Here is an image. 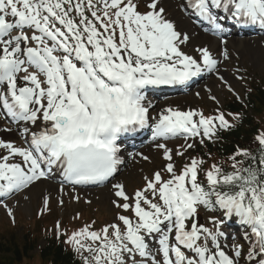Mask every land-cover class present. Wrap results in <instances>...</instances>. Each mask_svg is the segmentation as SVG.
I'll list each match as a JSON object with an SVG mask.
<instances>
[{
    "label": "snow or ice",
    "instance_id": "6c2138e0",
    "mask_svg": "<svg viewBox=\"0 0 264 264\" xmlns=\"http://www.w3.org/2000/svg\"><path fill=\"white\" fill-rule=\"evenodd\" d=\"M179 7L221 37L224 59L229 25L264 30V0H182ZM190 41L164 0H0V123L11 125L0 131L23 141L0 138V206L13 223L5 198L56 177L60 193L109 184L127 144L149 130L163 167L132 193L111 183L120 210L113 222L69 234L57 221L56 238L82 264H264V130L255 148L237 145L226 161L209 163L211 153L188 151L236 126L225 112L157 110L153 102L155 93L206 73L244 102L219 73L216 53L205 45L186 51ZM227 116L241 122L244 114ZM172 139L184 143L161 142ZM175 157L187 162L178 168ZM48 205L46 196L38 214Z\"/></svg>",
    "mask_w": 264,
    "mask_h": 264
},
{
    "label": "rangeland",
    "instance_id": "374dc122",
    "mask_svg": "<svg viewBox=\"0 0 264 264\" xmlns=\"http://www.w3.org/2000/svg\"><path fill=\"white\" fill-rule=\"evenodd\" d=\"M207 44L209 45L210 43ZM249 45L251 48L256 47L259 51V60L257 63L253 64V62L249 59L248 54H239L236 49H233V54L229 53V57L224 60L223 65H226L228 68L225 73L231 76V69L235 67L234 62L236 60L239 63L238 68H240L241 71H245V76H248L247 81L252 82L251 84L253 86L258 85L259 87V81H262V84H264V45L259 42L251 43ZM220 52L221 51L216 53L217 57H219ZM239 76L241 77V73ZM250 79L253 81H250ZM239 81L240 80L236 79L234 88L240 96L243 97V94H245V87L243 84H239ZM200 95V101L194 99L192 96L189 101L184 103V105H179V108H194L202 102L203 108L208 105V111L213 112L217 107L223 110V108L232 99L230 95L217 85H214L213 95H215L220 101L219 105L212 100H210L211 102L206 101V97L202 92ZM257 118L262 125L261 128H264V115H260ZM6 140L15 141L17 145H20L17 137L15 140L12 138H8ZM178 146L179 145H173L175 149ZM142 153L148 156L149 160L140 164L142 159L139 156L131 158L121 173H119L114 180L115 183H123L128 192H134L136 189L142 187L144 184L143 177L145 175L150 176L154 171L158 170L162 166V161L160 160L158 152L146 149L145 152ZM42 181L46 180L36 181L28 188L15 193L10 198H6V203L13 208L14 217L17 218L15 219L14 224H10L9 221H11L12 218L7 215L6 209L0 206V241H7L11 238L16 240V238L19 239L25 234H30V238H37L38 243L35 250L31 251L21 264H42L36 252L38 251L37 248L40 249L44 244V234L42 233L43 228L46 227V230L53 231L54 233L53 225L57 221L62 222V224H76L77 220L74 218L75 213H81L82 217L88 216V213L93 214L92 216L95 220H97V226H104L105 224L113 222L116 213L120 211L112 205V192L110 193L108 188L101 189L95 194L84 192V196L90 200L88 204L89 206H85L82 201H77L76 203L73 199V196H79L81 194L75 195L71 192H67L66 190L64 193H60L59 190H53L51 192L52 189L46 188L45 185L40 184ZM47 182L50 183V181ZM57 187H59V185H57ZM46 196L49 198V211H45L46 214L41 219L37 220L35 219L36 213H39L40 210L43 209L44 199ZM60 199H63V205L59 204ZM91 206L92 208H86ZM94 210L95 212H93Z\"/></svg>",
    "mask_w": 264,
    "mask_h": 264
},
{
    "label": "trees",
    "instance_id": "16d2710c",
    "mask_svg": "<svg viewBox=\"0 0 264 264\" xmlns=\"http://www.w3.org/2000/svg\"><path fill=\"white\" fill-rule=\"evenodd\" d=\"M252 102L253 112L264 106V92L256 90L255 94L249 98ZM240 109V106L234 110ZM251 125V123H250ZM256 133L254 127L233 131L224 136L225 145L215 151H222L224 154L232 153L235 145L249 148L251 135ZM211 151H214L211 149ZM219 157V156H218ZM36 238H30V234H25L21 238H13L7 241H0V264H21L28 254L36 247ZM30 257V256H29ZM28 257V258H29ZM38 257L42 264H82L78 261L74 252L67 251L65 247L58 241L46 239V244L38 250Z\"/></svg>",
    "mask_w": 264,
    "mask_h": 264
},
{
    "label": "bare ground",
    "instance_id": "6f19581e",
    "mask_svg": "<svg viewBox=\"0 0 264 264\" xmlns=\"http://www.w3.org/2000/svg\"><path fill=\"white\" fill-rule=\"evenodd\" d=\"M178 2H182V0H177ZM164 3H165V6L169 9L172 10L170 11V13L172 14L173 18L175 19V21L177 22L178 26L181 27V28H184L185 30H188L191 32V41L189 44H194V45H205V42L203 40V37L198 35L196 32H193L189 29L188 27V23L186 22L185 19L183 18H180L178 15L175 14V12L173 11H176L175 7H173L172 3H171V0H164ZM168 4V6H167ZM195 35H197L198 37H196ZM206 40H209L208 38H205ZM231 44V47H234L237 52H239L240 54H244V52H247L248 56H249V59L253 62V64L257 63L258 62V58H259V51L256 47L254 48H251L248 43L246 42H234V43H230ZM228 44V45H230ZM189 46V45H188ZM224 45H222L220 43V41H215V40H212L210 42V48L214 51V50H217L219 47H223ZM227 47V46H226ZM46 187L47 188H52V185H47L46 184Z\"/></svg>",
    "mask_w": 264,
    "mask_h": 264
}]
</instances>
